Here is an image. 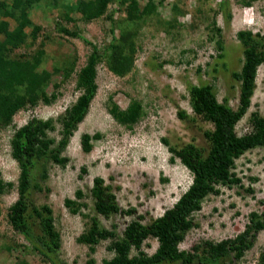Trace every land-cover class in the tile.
Returning <instances> with one entry per match:
<instances>
[{"label":"rangeland","instance_id":"374dc122","mask_svg":"<svg viewBox=\"0 0 264 264\" xmlns=\"http://www.w3.org/2000/svg\"><path fill=\"white\" fill-rule=\"evenodd\" d=\"M80 1L40 0L33 4L30 0H0L7 2L12 12L15 10V16L4 17L0 8V21L8 24L12 34L20 29L22 21H27L26 15L30 22L23 30L25 43L9 52L14 59L30 60L49 35L51 40L45 46L49 57L39 71L51 72L55 64L70 67L75 61L70 77L63 72L54 75L47 87L49 95H61L56 102L30 106L15 116L11 126L0 129V173L5 183L14 185L0 195V264H87L92 259L94 264H104L111 260L114 253L109 247L113 240L102 241L93 254L87 245L77 241L89 219L71 214L64 202L75 199L79 190L84 194L82 202L87 204L83 214L97 217L102 227L116 231L121 238L130 222L139 219L147 225L171 209L191 185L193 175L179 159L172 161L173 155L162 139L178 149L193 144L208 154L210 144L205 133L213 125L194 113L190 90L210 86L219 102L238 109L240 83L233 74L241 70L244 56L237 34L251 31L264 36V0H154L159 18L166 23L161 25L153 18L137 34L133 23H120L126 19L124 11L115 15L119 24L108 19L121 0H111L105 14L93 20L75 10ZM57 23L78 37L60 33ZM170 23H174L172 28ZM35 27L41 31L34 38ZM114 35L119 38L118 45L108 49ZM5 38L0 32V42ZM90 44L97 46L103 56L97 65L99 89L89 115L63 154L70 161L63 167L48 154L36 160L33 170L35 183L42 191H33L29 203L52 209L61 237L60 247L45 259L10 222V208L19 199L20 176L11 155V139L33 118L56 119L77 101L81 94L76 87L77 74L93 53ZM120 48L127 60L121 68L112 69L110 60ZM134 103L142 106V112L130 127L118 123L110 113L113 104L127 110ZM180 112H185L187 118L182 119ZM254 113L264 117V64L257 73L252 106L236 127L238 135L252 131ZM85 134L101 135V139L93 141L90 153L82 150L81 138ZM54 136L58 138V132ZM233 172L241 182L222 186L220 195L204 201L202 210L193 217L196 226L180 244L182 251L193 252L205 241L234 239L246 230L251 214L264 213V147L245 153L236 161ZM97 177L112 187L122 214L104 218L96 213L91 190ZM132 209L133 215L125 213ZM30 219L35 235L42 237L40 221ZM251 240V247L241 259L232 254L216 264H264V230L254 232ZM157 247V241L149 238L143 250L152 255Z\"/></svg>","mask_w":264,"mask_h":264},{"label":"trees","instance_id":"16d2710c","mask_svg":"<svg viewBox=\"0 0 264 264\" xmlns=\"http://www.w3.org/2000/svg\"><path fill=\"white\" fill-rule=\"evenodd\" d=\"M30 1L35 4L40 0ZM110 1L85 0L83 2L81 0L75 10L87 20H93L105 14ZM249 4L251 2L247 3ZM0 8L4 17L15 16V10L12 12L7 2H1ZM121 11L125 12L126 19L120 23L124 24L127 21L136 25L137 29L134 31L136 34L138 29L146 26L153 18H156L161 25L166 23L165 20L159 18V9L154 0H121L108 19L116 24L118 21L115 22V15ZM26 19L28 22L22 21L20 29L14 34L9 31L6 22L0 21V32L6 35L5 40L0 42V129L11 126L15 116L30 106H35L40 102L48 105L56 102L61 95L51 96L46 91L51 85L53 76L63 72L68 78L75 71V61L70 67L55 64L51 72L46 69L39 71L49 57L45 46L51 37L46 34L47 41L41 43L40 48L30 60H17L9 54L25 43L26 35L23 34V30L30 23L27 15ZM56 26L60 33L73 38L78 37L77 33L68 30L60 23ZM40 31L41 28L35 27L33 37H37ZM218 31L221 32V30ZM112 33L115 34V30ZM113 38L108 49H112L113 46L116 48L118 45L119 38H116V35ZM237 38L243 47L244 56L241 70L233 74L234 79L240 83L238 109L234 110L227 103L219 102L210 86H194L190 90L194 113L213 125V129L205 133L210 144L208 154L205 155L204 150L193 144L178 149L170 146L166 138L162 139L173 155L172 161L179 159L193 175L191 185L171 209L147 225L139 219L130 222L121 238L118 237L116 231L102 227L97 217L83 214V209L87 207V204L82 202L84 194L81 190L77 191L75 199L65 200L64 205L71 214L82 215L89 219L86 230L77 240L79 244L87 245L90 253L93 254L102 241L113 240L109 250L114 253V257L111 260H105L104 264H216L232 254L237 259H241L252 245L253 233L264 230V213L261 215L253 213L246 230L234 239L217 243L205 241L196 246L193 252L180 249L186 233L196 226L193 217L202 210L204 201L209 196L220 195L222 186L230 187L241 182L233 172L236 161L248 151L264 147V117L259 113L252 115V131L249 134L240 136L236 132L237 125L252 106V99L257 89V73L259 67L264 64V36L251 31H240ZM90 45L93 47V53L89 62L77 74L76 87L81 92L77 101L56 119L33 118L18 128L11 139V155L19 166L20 176L18 180L19 199L10 208V222L17 232L21 233L31 245L37 248L38 252L44 255L45 259L53 255L60 247L61 237L54 224L52 209L49 206L38 208L29 203L30 194L33 191H42L40 185L35 183L33 170L36 160H41L48 154L54 163L63 167H66L70 161L63 154L79 126L89 115L99 89L97 65L103 56L97 46ZM219 49L223 50L222 43H219ZM123 55V48H120V51L112 57L114 59L110 60V68L116 69L124 66L122 63L127 58H123ZM25 57L28 56L23 58ZM55 88L57 89V86ZM141 112L142 106L136 103L127 110H121L116 104L110 108L113 118L128 127L139 120ZM179 115L182 119L187 118L185 112H180ZM57 132L58 138L54 136ZM99 139H101L100 134L83 135L82 150L90 153L93 150V141ZM83 172L85 173L86 169H83ZM13 188L12 183L4 182L0 173V195L6 189ZM91 195L94 199L95 211L99 216L110 218L114 214L123 213L112 187L105 185L103 178L94 179ZM125 213L131 216L135 210L132 209ZM30 218L40 221L42 237L35 235ZM149 238H154L158 243L152 255L143 250L144 243ZM133 251L137 252L134 256ZM94 263L95 260L92 259L87 264Z\"/></svg>","mask_w":264,"mask_h":264}]
</instances>
